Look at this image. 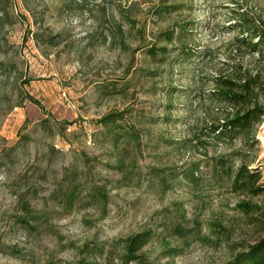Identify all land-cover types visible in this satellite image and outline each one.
Segmentation results:
<instances>
[{
  "label": "rangeland",
  "instance_id": "1",
  "mask_svg": "<svg viewBox=\"0 0 264 264\" xmlns=\"http://www.w3.org/2000/svg\"><path fill=\"white\" fill-rule=\"evenodd\" d=\"M242 18L264 25V0H0V264H75L85 244L144 230L153 264H222L228 248L202 239L211 223L232 244L263 235L264 196L229 175L245 165L264 181V120L247 143L196 137L229 110L207 100L214 80L261 64L235 40ZM164 46L167 57L146 53ZM181 47L192 56L178 58ZM115 111L141 135L135 152L97 134ZM24 201L32 229L18 223ZM176 223L187 243L171 235ZM166 243L181 253L165 256Z\"/></svg>",
  "mask_w": 264,
  "mask_h": 264
},
{
  "label": "trees",
  "instance_id": "2",
  "mask_svg": "<svg viewBox=\"0 0 264 264\" xmlns=\"http://www.w3.org/2000/svg\"><path fill=\"white\" fill-rule=\"evenodd\" d=\"M177 8L160 7L157 13H170ZM238 23H241L238 28L242 29V36L237 37L236 42L245 47L250 55L257 56L261 60V64L256 67L257 69L245 70L243 73L235 70L230 77L220 76L214 80L217 89L207 93V100L229 110L222 109L220 118L207 123L203 127V132L196 136L197 142L204 146H230L238 140L247 143L253 129L264 120V25L256 26L253 21L247 18H242ZM178 29L180 35L187 32L183 26ZM164 36L168 43L173 42L174 33L172 31L165 32ZM179 37L181 38V36ZM50 40L51 38H49ZM146 53L149 57L156 59L167 57L169 51L165 46L149 47ZM178 56V58H190L192 54H187L186 48L181 47ZM31 100L33 101V99ZM95 125L98 128L97 134L109 139L111 145L119 147L124 143L133 152L139 149L141 135L136 130L134 123L130 124L127 121L126 111L110 112L98 119ZM59 135L64 138V131H59ZM196 170V167L192 168L191 173ZM229 177L233 187L240 192L253 197L264 196V181H261L260 174L255 170H250L245 165L239 166L230 173ZM67 184L65 202L66 205H73L78 187H74L73 183ZM95 192L101 198L105 197L100 189ZM240 205L245 208V212H249L246 210L248 204ZM21 211L23 216L19 218L18 223L32 229L31 220L35 218L27 202L21 203ZM179 218L181 222L186 221L184 213H181ZM171 233L172 236L187 243L190 230H187L182 224L176 223L172 226ZM210 233L213 239L202 238L205 239V243L213 247L224 245L230 252V257L222 264H264V230L263 235L253 242L233 244L229 241L228 232L215 222L210 224ZM153 237L154 234L151 230H144L115 240L110 246L85 244L79 249L80 258L75 264H153L144 253V249L151 243ZM165 245V256L167 257L177 256L182 251L176 247H169L167 243ZM8 249L17 257L22 254L15 247Z\"/></svg>",
  "mask_w": 264,
  "mask_h": 264
}]
</instances>
